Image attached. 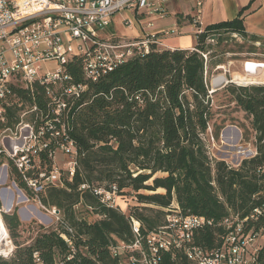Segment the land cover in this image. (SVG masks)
Segmentation results:
<instances>
[{"label":"trees","instance_id":"trees-1","mask_svg":"<svg viewBox=\"0 0 264 264\" xmlns=\"http://www.w3.org/2000/svg\"><path fill=\"white\" fill-rule=\"evenodd\" d=\"M250 7L251 3L233 20L208 25L196 33L194 49L154 48L91 84L87 104L73 119L71 136L80 152L75 174L65 178L63 187L51 186L39 196L43 204L57 207L74 228V233L68 232L73 247L61 237L62 226H41L32 241H21L23 224L16 208L3 214L15 249L10 257L0 255V264H38L36 254L44 264H120L111 245L136 240L129 216L140 222V232L146 236L165 224L164 209L174 201L184 214L216 221L230 210L247 216L264 203V83H230L223 92H219L221 88L210 93L205 81L206 69L211 75L229 53L239 59L237 54L247 47L245 60L256 61L260 59L255 57L258 50L264 53V38L250 35L245 28V12ZM177 16L181 19L183 15ZM187 19L194 24L196 18ZM211 34L216 35L214 42L207 41ZM204 54H208L207 60ZM66 66L76 80L83 79L79 61ZM233 102L251 119L258 151L237 169L225 160L213 166L205 141L210 127L214 139H220L222 129L233 120L226 117ZM217 113L225 115L217 117ZM84 183L106 187L117 183L121 195L124 189L135 192L140 205L129 214L107 207L90 189H80ZM78 203L91 207L100 219L90 223L80 218L75 208ZM147 205L160 210L154 215L153 207ZM263 225L264 216L254 222L255 230ZM26 230L34 232L32 225ZM223 232L221 226L204 227L195 232V241L215 247ZM260 260L264 264V248ZM163 264L189 263L167 253Z\"/></svg>","mask_w":264,"mask_h":264},{"label":"built area","instance_id":"built-area-1","mask_svg":"<svg viewBox=\"0 0 264 264\" xmlns=\"http://www.w3.org/2000/svg\"><path fill=\"white\" fill-rule=\"evenodd\" d=\"M167 1L0 0V158H4V165H0V217L3 222V214L18 208L22 201H36L38 204L30 205L28 210L20 208L22 218L31 220L42 208L49 211L64 229L60 230L61 237L73 247L68 234L74 233V228L57 207L49 210L39 196L51 186L63 187L65 178L72 179L75 174L80 152L71 136L73 119L87 104L91 84L128 60L143 57L154 48H166L162 36L177 32L174 28L153 31L156 20L168 15ZM202 4L203 0L197 2L195 36L206 28L200 22ZM78 7H85V15H78ZM124 11L133 14L124 19L126 26L132 29L137 21L148 31L133 39L108 34L114 17ZM215 37L211 34L207 41L214 42ZM204 56L207 60L208 54ZM59 59H69V64L79 61L83 79L76 80L68 67L59 68ZM251 61L262 62L246 60L245 71ZM50 63L55 65L46 69L45 65ZM217 68L222 69L223 65ZM218 75H209L208 68L205 71L210 93L230 83L259 84L248 78L252 76L244 81L225 76L222 83L211 85ZM65 101H72V108H65ZM63 119H70V128H63ZM58 153L66 156L62 165ZM257 153V148L250 149L243 161ZM16 176L26 187L17 183ZM10 180L12 183L8 184ZM80 189H90L102 204L121 210L117 183L108 187L84 183ZM175 203L164 209L165 224L146 236L140 232V222L129 216L136 240L111 245V252L119 257L120 264H163L167 253L174 260L186 258L189 264H263L260 253L264 248V225L255 230L254 222L264 216V203L244 217L230 210L220 221L184 214ZM208 226L224 229L220 244L211 248L195 241V232ZM35 257L38 264H44L37 254ZM71 258L70 255L68 259Z\"/></svg>","mask_w":264,"mask_h":264},{"label":"rangeland","instance_id":"rangeland-1","mask_svg":"<svg viewBox=\"0 0 264 264\" xmlns=\"http://www.w3.org/2000/svg\"><path fill=\"white\" fill-rule=\"evenodd\" d=\"M126 14L130 17H133L131 12L126 11V12H120L117 15L116 18V24L114 25V28L116 31H119L121 33L123 32H128L130 33L131 30L127 27L125 28L122 25L123 21V15ZM180 35L178 34H171L168 36H162V41H164L165 46L167 47L168 45H176L179 46L178 40L180 39ZM263 38V37H262ZM187 39H192V41L196 42L195 35H191ZM241 41L245 40L243 37L239 36ZM248 49L247 47L244 50H240L239 54H237V57H240L239 59L234 58L235 56H232L231 53L227 54L223 58V68L218 69L217 67L211 72L212 75H218V77L214 78V81L212 79L211 85L214 83L215 85H218L223 82V80L226 79H236L237 74H241L242 76H247L245 67H244V62L246 61L245 57L247 56ZM260 59L258 61L264 62V53L263 50H258L257 56ZM55 64L50 63L46 64L45 68L48 69L50 67H53ZM226 76V77H225ZM248 77V76H247ZM211 78V77H210ZM250 80L255 82H264V74L256 77H248ZM252 78V79H251ZM210 80V79H209ZM261 80V81H260ZM225 89L223 88L219 92H223ZM214 103V110L218 111L219 107L217 106L216 102L213 101ZM222 115V113H217V117ZM223 114L222 116H224ZM227 116L233 117V120L229 122L221 131L220 139L216 140L212 136V128H209L208 134L205 137L206 141V148L208 155L210 157V160L212 162V165H215V162L218 160H225L228 164L230 163L235 169L239 168L240 165L243 163V159L248 153L250 149H255L256 148V132L253 130L251 126V119L247 116V114L243 111H241L236 104L233 102L230 104V106L227 108ZM66 160V156L63 155L62 153H58V162L60 165H62ZM12 181L10 180L8 184H11ZM106 185V183L102 184ZM14 193L17 194L16 189H13ZM124 194L121 195L119 200L117 199V202L121 205V209L123 211L125 210V213L129 214L130 211L133 209V207L140 205L138 197L135 192L130 191V189H124ZM143 193L144 191H140ZM145 193V192H144ZM262 193H264V190H262ZM38 203L36 201H31V202H25L22 201L20 206L17 208V211L19 213V217L22 222V227L21 229V241H32L35 236L37 235L38 231L42 228L41 226L46 225L47 228L52 227H58L59 225L57 224V221L53 220V215L49 213L47 210H43L42 212H38L35 214L31 220L22 218L20 214V208L24 209H29L30 205H37ZM177 204V203H175ZM49 210H52L51 206L46 205ZM148 207H153L154 212L153 214L155 215L157 211L160 210L159 207L152 206V205H147ZM77 209L78 216L80 218H85L88 222L92 223L95 222L96 220L100 219L99 214H97L92 208H87L84 206L82 203L79 205ZM90 209V210H89ZM231 212H233L231 210ZM32 225V229L34 232L32 234H29L27 232V228ZM41 227V228H40ZM45 227V226H44ZM24 230V231H22ZM9 232V231H8ZM13 243V250L15 249V244L12 240ZM13 253V251H12ZM11 253V254H12ZM5 256L1 255L3 257H10L11 256Z\"/></svg>","mask_w":264,"mask_h":264},{"label":"crops","instance_id":"crops-1","mask_svg":"<svg viewBox=\"0 0 264 264\" xmlns=\"http://www.w3.org/2000/svg\"><path fill=\"white\" fill-rule=\"evenodd\" d=\"M199 0H168L167 10L168 15L165 18H158L155 22L153 31L161 32L165 29H177L174 34L180 35L178 40L179 46L168 45L166 48L170 49H193L196 42L192 39H187L191 35H195V25L191 23L187 17L196 18L198 15ZM251 3L249 10L245 12V28L250 35H256L264 38V0H203L201 6L200 22L204 27L221 23L236 18L240 11ZM126 12V11H124ZM132 14V13H131ZM177 15H183L181 19ZM133 16V14H132ZM130 17L126 14L123 18ZM117 15L114 17L111 26L108 28V34L120 39H133L140 37L148 28L139 25L137 21L134 27L128 32L116 31L114 25L116 24ZM124 19L122 25L126 27ZM144 29V30H143ZM173 35V34H172ZM196 41V36L195 39ZM164 43V41H163Z\"/></svg>","mask_w":264,"mask_h":264},{"label":"bare ground","instance_id":"bare-ground-1","mask_svg":"<svg viewBox=\"0 0 264 264\" xmlns=\"http://www.w3.org/2000/svg\"><path fill=\"white\" fill-rule=\"evenodd\" d=\"M78 15H85V7H78ZM69 59H59V68H65ZM247 76H260L264 74V63L251 61L246 65ZM247 76L236 75L237 81H244ZM252 79V78H251ZM226 80V79H225ZM223 80V81H225ZM255 81V80H254ZM261 81V80H260ZM65 108H72V101H65ZM70 119H63V128H70ZM0 165H4V158H0ZM119 200V199H118ZM13 251V243L10 233L0 217V255H10Z\"/></svg>","mask_w":264,"mask_h":264}]
</instances>
